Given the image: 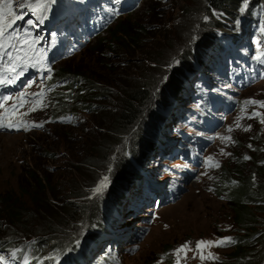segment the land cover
Listing matches in <instances>:
<instances>
[{
	"label": "rangeland",
	"instance_id": "374dc122",
	"mask_svg": "<svg viewBox=\"0 0 264 264\" xmlns=\"http://www.w3.org/2000/svg\"><path fill=\"white\" fill-rule=\"evenodd\" d=\"M58 1L50 3L48 10L55 9ZM17 3L13 0V8L20 11ZM232 8L226 17L207 8L204 0H141L136 11L118 16L98 38L53 66L55 72L65 68L81 73L91 88L89 101H82L81 94L71 93L65 87L50 88L52 77L26 89V107L9 116L5 123L19 122L27 128L0 127V209L4 208L5 197H9L36 214L31 213L21 226L14 227L6 214H0V230L5 235L18 230L25 242H13L1 254L3 259L26 256L29 264H59L60 259L53 258L63 251L61 234L45 238L50 243L42 249L33 248L38 240L26 236L64 230L66 242L80 238L94 241L100 238V227L92 224L91 218L105 222L116 215V230L111 231L119 234L121 240L94 251L89 264L105 263L104 257L109 258L106 264H218L228 260L234 252L231 243L197 248L199 241L215 242L244 234L243 227L234 220L232 208L210 187L211 181L215 180L222 160L232 153L228 147L234 130H243L242 118H252L255 113L264 117V106L246 103L264 102V79L238 88V84L229 81L228 70L238 71L246 66L241 60H246V51L254 61L264 53V0H245ZM22 15L16 23L31 20L36 28L45 24L28 9ZM118 24L126 25L132 35H115ZM215 34L221 35L219 40L214 38ZM233 35L235 38L229 40ZM210 38L214 40L210 42ZM233 39L240 42L234 47L236 52H226L224 63L213 64L210 58L217 46H211L227 47L235 42ZM236 53H245L236 61L238 66L228 61L236 59ZM202 61L215 67L211 71L197 68ZM189 64L187 72L199 70L193 82L200 76L210 85V90L204 89L208 96L191 98L180 88L179 72ZM139 88H147L148 92L141 119L130 131L122 132L117 115L126 94ZM93 89L98 92H92ZM211 96L221 100L216 102L220 103V110H216L219 112L212 116L218 118L214 122L219 126L212 134H206L205 127L198 123L199 116L211 117L213 110L204 101ZM230 102L234 109L228 115L223 105ZM150 116L155 120L151 129L146 130ZM259 129L264 135V128ZM190 136L208 139L203 165H192L170 154L174 140L184 141ZM254 138L260 140L258 135ZM262 145L256 147L262 149ZM128 156L134 159L128 162ZM136 170L138 175L133 173ZM36 173L41 179L47 175L56 187L57 203L73 204L76 209L72 219L70 214L59 213L53 200L54 208L40 209L39 201H45V197L33 178ZM105 177L107 183L95 192ZM136 179L153 204L136 201ZM156 180L174 194L173 199L155 203L148 190L152 189L150 182ZM71 190L85 198H68ZM124 191L129 200L120 206L115 201ZM23 192L31 198L22 197ZM258 215L262 219L259 223L264 225V213ZM23 224L29 232L25 235ZM184 245L187 248L177 252ZM26 247H30L29 252Z\"/></svg>",
	"mask_w": 264,
	"mask_h": 264
},
{
	"label": "trees",
	"instance_id": "16d2710c",
	"mask_svg": "<svg viewBox=\"0 0 264 264\" xmlns=\"http://www.w3.org/2000/svg\"><path fill=\"white\" fill-rule=\"evenodd\" d=\"M244 1L245 0H204L207 8L218 13H223L226 17L231 14L229 9H233L232 7L238 6L240 2ZM56 4L65 5L64 2H57ZM114 32L115 35H120V38H122V36L132 35L124 24H118L117 27H115ZM220 36L221 35L215 34L214 38L219 40ZM233 37L235 38V35L230 37L229 40H231ZM213 40L210 38V42ZM234 41L235 43L239 42L236 40ZM214 47H216V53L210 58L211 61H213V64L216 61L224 63V61L227 59H223V56L228 51V48H232L233 45L228 44L226 47L222 44H215L211 46V48ZM191 61H193L192 58ZM204 64L205 63L202 61L197 68L211 71L215 67V65L212 64ZM188 69H190V64L179 72L178 79L179 83L181 84L180 88L186 93V95H188V97H193V78L196 76L199 70L195 71L194 69L192 72H187ZM51 83L52 85L50 88L52 89L62 86L71 93L76 92L81 94L83 97L82 101H89L88 95L91 94V88L88 81L83 79V75L78 73L77 70L71 72L65 68L59 69L54 73ZM146 89L147 88H139L136 91H131L126 94L122 103V107L119 111V114L117 115L118 128L122 132H126L127 130L130 131L132 127H134L141 119L143 109L142 105L144 104V107L148 100V92ZM91 91L98 92L96 89ZM176 98H179V96ZM154 120L155 117L150 116L148 120L149 127H146V130L151 129V125ZM241 125L243 130H234V134L232 135L233 140L228 147L232 153H229L216 169L218 170V173L215 180L213 182L211 181L212 185L210 187L213 189L214 193H216L218 198H220L224 203H227L229 207L232 208L234 211V220L237 225L243 227L244 234L231 236L232 242L230 246L234 252L228 256V260H220L218 264H263L264 262V225L259 223V221H262V219L258 215L259 213H264V150H262L264 149V135L260 134L259 129V127L264 128V117L259 115V113H255L252 118H242ZM144 128L142 132L143 135H146V133H144ZM256 135L259 136L260 140L254 138ZM160 143L163 144L162 141ZM261 143H263V148L258 149L256 146H260ZM154 144H156L155 139ZM156 154L157 153L155 152V155ZM245 157H248V159H245ZM132 159H134L132 156L127 157L128 162ZM133 173L138 175L139 171L136 170L133 171ZM36 174L33 176V178L38 183V187L41 190L42 195L45 197V201H39L41 204L40 207H42L40 209L49 210L50 206L54 208L58 200L56 187L51 184L47 175L41 179V177ZM124 189L125 187L122 190ZM133 193L135 196L139 195L138 198H148L146 196V191H142L140 186L137 184V179L136 187ZM25 196L31 198L27 192H23L22 197ZM68 198L80 200L85 198V196L80 193L75 194L74 191L71 190ZM52 200L56 201V203H53ZM128 200L129 198L127 193L124 191L116 198L115 202L122 206L123 204H126ZM3 202L4 208L0 209V214H6L11 222L10 225L13 227L15 225L21 226V222L24 219L30 218L31 213L34 215L36 214L35 212L30 213L29 209H25L24 205L22 207L18 200L14 202L13 198L5 197ZM75 209H73V204L71 202H67L65 205L64 203H57V210H59V213H63L65 215L70 214L71 219L73 216L72 212H74ZM112 219L111 226V220L104 222V219H97L96 217L94 220V218H91V223L93 224L94 222L96 226L100 227L97 231V234L100 236V238L94 241H91L90 238H80L77 240L71 239L70 241L66 242L65 237L67 236V233L64 230H56L53 232L45 231L39 234H34L33 236L28 235L26 237L27 239L29 238V240L33 238L37 239L38 243H36L33 248L42 249L50 243L45 238L49 237V235L52 236L55 233H57V235L61 234L62 236H60V241L61 243L64 242L61 247L63 251L60 253L61 256L54 254L53 260L60 259L57 260L59 261V264H75L80 260L90 259L93 257V254L96 253L94 251H97L98 247L99 250H102L107 241L112 240L117 236V234H114L111 231V228L116 230V223L118 222L117 216L114 215V218L112 217ZM24 227L25 224H23V235H25V232L29 233L24 229ZM19 241H22L21 244H25L21 238V233L18 230L15 231V233L12 232L10 235H5L4 232L0 230V253L7 252L13 242ZM254 245H256L257 248L252 247ZM250 247L252 248L248 250ZM25 249L27 252L30 251V247H26ZM104 258L105 263L101 262V264H106L107 260L109 259L107 257ZM40 262L41 264H53V261L49 263H42V261Z\"/></svg>",
	"mask_w": 264,
	"mask_h": 264
},
{
	"label": "snow or ice",
	"instance_id": "6c2138e0",
	"mask_svg": "<svg viewBox=\"0 0 264 264\" xmlns=\"http://www.w3.org/2000/svg\"><path fill=\"white\" fill-rule=\"evenodd\" d=\"M52 2H54V0H18L17 8L20 11H17L16 9L13 8V0H0V49L5 50V54L9 57V62L11 65L9 67H6L5 71L12 74L9 76H0V84L13 83L15 82V80L19 79L21 75H23V71L22 70L18 71V69H22L23 61L25 57L27 56V53H25L24 57H21V56L13 57L12 54L8 52L7 48L5 47V43H4L5 34L7 33V39L9 40L16 39L17 37L16 32L15 31L9 32L8 30L13 28V24L15 23L16 20L23 18V15H22L23 10L28 9L34 15L38 14L39 19H43V17L46 15L48 11L49 4ZM5 9H7L8 11H5ZM6 17L8 18L7 20H6ZM28 24L33 27L35 26L34 22L31 20L28 21ZM10 46L15 47L14 45H10ZM30 48L31 46L29 45V49ZM20 51H22V49H20ZM262 57H264V53H262L260 56H257L256 58L260 60ZM17 61H20V63H17ZM38 95H42V93ZM21 100H22V97H21ZM246 103H260L261 106H264V102L249 101ZM2 106L3 105H0V107ZM19 106L22 107L23 103H21ZM16 109H17V106L13 105L11 110H6V111H10L12 115H15ZM31 110H35V108ZM4 120H5V116L0 115V127L15 128L16 130H19V128L22 126L27 128L26 125H22L19 122L12 123L11 121H9L8 123H4ZM225 139H230V138L226 137ZM245 159H248V157H245ZM106 183H107V177L101 180L100 185L94 191L100 192ZM231 242L232 240L230 237L225 238L224 240L215 241V242L199 241L197 242V248L199 249L204 246H211L214 243L218 246H223ZM184 248H187V245L182 246V248L178 249L177 252L182 251ZM13 256H15V253H13ZM200 258L201 260H203L205 257L201 255ZM2 259L3 257H0V260ZM24 264H28L27 259H25Z\"/></svg>",
	"mask_w": 264,
	"mask_h": 264
},
{
	"label": "bare ground",
	"instance_id": "6f19581e",
	"mask_svg": "<svg viewBox=\"0 0 264 264\" xmlns=\"http://www.w3.org/2000/svg\"><path fill=\"white\" fill-rule=\"evenodd\" d=\"M125 10H129L130 8L128 7V6H124L123 7ZM82 16L81 15H78L77 17H75L74 19H71L72 20V22L73 23H70L71 25H75L74 24V21H76V24H77V21L81 18ZM63 62V61H62ZM61 62V63H62ZM23 111V110H22ZM22 111H20V112H22ZM177 141H178V139H177ZM182 145V144H181ZM160 195V194H159ZM169 211V210H168Z\"/></svg>",
	"mask_w": 264,
	"mask_h": 264
}]
</instances>
